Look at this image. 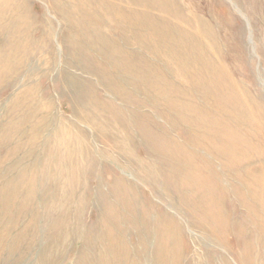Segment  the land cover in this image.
Wrapping results in <instances>:
<instances>
[{
  "label": "rangeland",
  "instance_id": "374dc122",
  "mask_svg": "<svg viewBox=\"0 0 264 264\" xmlns=\"http://www.w3.org/2000/svg\"><path fill=\"white\" fill-rule=\"evenodd\" d=\"M0 264H264V0H0Z\"/></svg>",
  "mask_w": 264,
  "mask_h": 264
},
{
  "label": "bare ground",
  "instance_id": "6f19581e",
  "mask_svg": "<svg viewBox=\"0 0 264 264\" xmlns=\"http://www.w3.org/2000/svg\"><path fill=\"white\" fill-rule=\"evenodd\" d=\"M14 66V65H13ZM203 152V151H202ZM247 196V195H246Z\"/></svg>",
  "mask_w": 264,
  "mask_h": 264
}]
</instances>
